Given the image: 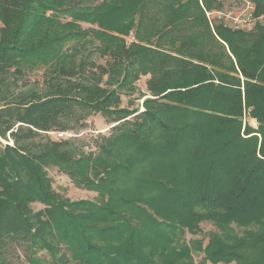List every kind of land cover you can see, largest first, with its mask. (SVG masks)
Returning <instances> with one entry per match:
<instances>
[{"label":"trees","instance_id":"1","mask_svg":"<svg viewBox=\"0 0 264 264\" xmlns=\"http://www.w3.org/2000/svg\"><path fill=\"white\" fill-rule=\"evenodd\" d=\"M212 8L0 0V264H264V26L212 27ZM97 114L108 134H51Z\"/></svg>","mask_w":264,"mask_h":264},{"label":"rangeland","instance_id":"2","mask_svg":"<svg viewBox=\"0 0 264 264\" xmlns=\"http://www.w3.org/2000/svg\"><path fill=\"white\" fill-rule=\"evenodd\" d=\"M86 1V0H83ZM219 3H221V7H235L237 1L236 0H217ZM238 5V4H237ZM218 8H212V9H203V11L205 12V16L207 15V11H212ZM51 14V12H47V15ZM207 18V17H206ZM69 20L70 19H66ZM81 26L83 29H88L91 26L81 23ZM247 31V30H246ZM247 32H250L247 31ZM129 42L130 39L126 38ZM92 58L94 61H97L100 64H105V60L103 58H100L97 54H93ZM43 80V74H41V72H36L34 73V76L32 77V84L35 81H42ZM148 80L147 77H142L138 82H137V86H138V90H137V94H135L132 98H130L131 100H135L137 99L141 94H148L147 93V86H146V81ZM144 99H137L135 100V104L133 105V108L137 109V107L139 108V112H143L144 109ZM129 98L126 96L123 97V101L124 104L123 106H128L129 104ZM245 122H249L251 126H253L254 128H258L257 126V122L255 120H252L249 117V113L246 111L245 115H244V124ZM86 124L88 126V130L87 131H83L80 136L84 135L86 136V138H90L91 136L100 134V133H104V134H108L109 133V123L107 121V119H105L103 116H101L100 114L94 115L93 117H90L89 119L86 120ZM76 135V134H75ZM79 136V137H80ZM37 143L40 140H36ZM7 143L12 145L11 141H0V151L3 149L2 147L7 145ZM49 176L53 179V184L56 190H58L60 193H62L65 197L70 198L73 201H78L81 199H89V200H95L96 199V195L97 193L94 192H90L87 190H83V189H78L75 187V185L72 183L71 179L69 178L68 175H63L61 174L56 168L51 167V169H49L48 171ZM40 208V206H37L36 209L38 210ZM214 227L211 224L208 223H204L201 225V230H203L202 233H200L198 236H192V235H188V239H201L204 237H207L210 233L214 232ZM207 242V239H206ZM199 260V259H198Z\"/></svg>","mask_w":264,"mask_h":264},{"label":"built area","instance_id":"3","mask_svg":"<svg viewBox=\"0 0 264 264\" xmlns=\"http://www.w3.org/2000/svg\"><path fill=\"white\" fill-rule=\"evenodd\" d=\"M236 1L235 7H223L222 9L207 11L206 17L210 25L214 27L215 23L221 24L232 31H252L257 25L264 26V12L258 14L257 5L253 0ZM129 39L133 41L132 34L129 36ZM51 134L59 141L80 136L69 132H52Z\"/></svg>","mask_w":264,"mask_h":264}]
</instances>
